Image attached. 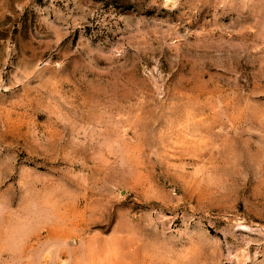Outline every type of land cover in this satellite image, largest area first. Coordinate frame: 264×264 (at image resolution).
<instances>
[{"label": "rangeland", "instance_id": "374dc122", "mask_svg": "<svg viewBox=\"0 0 264 264\" xmlns=\"http://www.w3.org/2000/svg\"><path fill=\"white\" fill-rule=\"evenodd\" d=\"M0 264H264V0H0Z\"/></svg>", "mask_w": 264, "mask_h": 264}]
</instances>
